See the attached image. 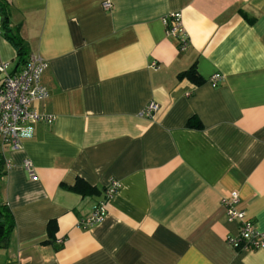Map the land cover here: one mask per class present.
<instances>
[{
  "label": "crops",
  "instance_id": "crops-1",
  "mask_svg": "<svg viewBox=\"0 0 264 264\" xmlns=\"http://www.w3.org/2000/svg\"><path fill=\"white\" fill-rule=\"evenodd\" d=\"M6 1L28 53L49 64L36 109L55 119L26 124L21 150L0 148V205L15 219L0 264H264V251L227 244L240 225L221 205L237 192L264 232V0H109L108 12L107 0ZM177 12L184 52L163 21ZM5 63L24 64L0 20ZM192 67L202 84L179 78ZM78 179L99 195L72 192ZM110 180L121 190L105 220L82 228Z\"/></svg>",
  "mask_w": 264,
  "mask_h": 264
},
{
  "label": "built area",
  "instance_id": "built-area-1",
  "mask_svg": "<svg viewBox=\"0 0 264 264\" xmlns=\"http://www.w3.org/2000/svg\"><path fill=\"white\" fill-rule=\"evenodd\" d=\"M103 10L111 11L113 4L107 0L103 3ZM166 34L168 37L179 41L181 52L189 48L190 42L183 25L182 14L172 13L164 18ZM49 64L40 54L31 53L28 55L23 67L16 72L10 71L9 64L0 65L2 75L0 85V148L7 147L16 152L22 149V134L26 124L29 122H45L52 124L54 117L40 114L36 109L37 105L49 98V91L42 84V76L47 71ZM223 77L220 74L212 76L209 80L213 87H217ZM159 110L156 103L149 104L142 112V116L153 118ZM10 167V163H7ZM24 168L30 179H35L36 174L31 160L24 161ZM121 190V183L117 180H110L105 187L104 200H102L94 212L85 220L81 221L82 228H92L101 224L107 216V204ZM221 205L225 210L226 219L229 222H238L237 234L229 235L226 242L236 250H257L264 251V232L259 231L254 222L247 217L244 209L241 208V201L237 192L230 193L223 198ZM63 244V240L57 241Z\"/></svg>",
  "mask_w": 264,
  "mask_h": 264
},
{
  "label": "trees",
  "instance_id": "trees-1",
  "mask_svg": "<svg viewBox=\"0 0 264 264\" xmlns=\"http://www.w3.org/2000/svg\"><path fill=\"white\" fill-rule=\"evenodd\" d=\"M0 20L3 23V27L6 31V38L13 44L17 49L18 62L25 63L29 55L26 48L25 42L19 34L18 28L12 29L9 23V4L6 0H0ZM180 79H188L194 82L196 85L202 84L204 81L200 77L197 69L195 67L181 73L179 75ZM189 127L201 128L199 123L193 124L191 120L188 124ZM5 160L0 152V177L5 175ZM72 192L79 194L81 196H96L99 195L97 188L90 186L82 179H78L74 186L69 188ZM55 222L49 224L50 237H53L52 232L55 230ZM15 229V219L12 211L6 205H0V248L7 249L10 245L11 235Z\"/></svg>",
  "mask_w": 264,
  "mask_h": 264
}]
</instances>
